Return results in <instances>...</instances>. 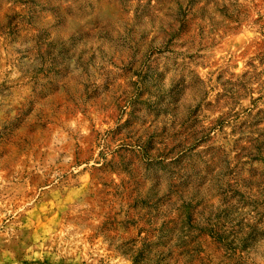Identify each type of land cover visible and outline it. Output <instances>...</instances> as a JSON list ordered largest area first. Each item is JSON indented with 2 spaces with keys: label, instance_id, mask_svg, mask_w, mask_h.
<instances>
[{
  "label": "rangeland",
  "instance_id": "rangeland-1",
  "mask_svg": "<svg viewBox=\"0 0 264 264\" xmlns=\"http://www.w3.org/2000/svg\"><path fill=\"white\" fill-rule=\"evenodd\" d=\"M261 231L264 0H0V264H259Z\"/></svg>",
  "mask_w": 264,
  "mask_h": 264
},
{
  "label": "clouds",
  "instance_id": "clouds-1",
  "mask_svg": "<svg viewBox=\"0 0 264 264\" xmlns=\"http://www.w3.org/2000/svg\"><path fill=\"white\" fill-rule=\"evenodd\" d=\"M259 236H260V237H264V231H261V232L259 233ZM236 243L238 244L239 241H237ZM261 243H262V245H264V240H262ZM255 244H256V237H254V238H252V239H250V240H248V241L245 242V247H246V249H247V254L244 255V259H245V260L248 259V256H249V255H251L253 258L256 257V252L253 251V247H254ZM233 246L235 247V245H233ZM259 252H260V255H261L262 257H264V247H261V248L259 249ZM259 264H264V258L260 259Z\"/></svg>",
  "mask_w": 264,
  "mask_h": 264
}]
</instances>
